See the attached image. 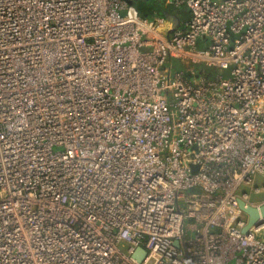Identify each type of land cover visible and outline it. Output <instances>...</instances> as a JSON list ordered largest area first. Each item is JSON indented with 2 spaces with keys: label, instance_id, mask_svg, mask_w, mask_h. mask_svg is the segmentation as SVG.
<instances>
[{
  "label": "built area",
  "instance_id": "2783aa9c",
  "mask_svg": "<svg viewBox=\"0 0 264 264\" xmlns=\"http://www.w3.org/2000/svg\"><path fill=\"white\" fill-rule=\"evenodd\" d=\"M164 1L0 0V264H264V0Z\"/></svg>",
  "mask_w": 264,
  "mask_h": 264
},
{
  "label": "water",
  "instance_id": "95a60500",
  "mask_svg": "<svg viewBox=\"0 0 264 264\" xmlns=\"http://www.w3.org/2000/svg\"><path fill=\"white\" fill-rule=\"evenodd\" d=\"M127 1L129 3V8L125 11V13H138L137 3L132 0ZM156 1L159 3V0ZM239 205L240 208L248 215V222L243 228L244 233H248L251 227L257 226L264 221V205H262L261 208L258 209L246 204V202L242 199H239ZM175 245H179L178 241H175ZM134 256L138 260V262H142L146 256V250L143 247H138Z\"/></svg>",
  "mask_w": 264,
  "mask_h": 264
},
{
  "label": "trees",
  "instance_id": "16d2710c",
  "mask_svg": "<svg viewBox=\"0 0 264 264\" xmlns=\"http://www.w3.org/2000/svg\"><path fill=\"white\" fill-rule=\"evenodd\" d=\"M132 1L136 2L138 5V14L145 17H151L154 14L163 15L168 9L166 8L167 4L164 0L162 1V6H158V4H156V0H147L143 2L140 0Z\"/></svg>",
  "mask_w": 264,
  "mask_h": 264
},
{
  "label": "rangeland",
  "instance_id": "374dc122",
  "mask_svg": "<svg viewBox=\"0 0 264 264\" xmlns=\"http://www.w3.org/2000/svg\"><path fill=\"white\" fill-rule=\"evenodd\" d=\"M141 2L143 1H147V0H140ZM162 1L163 0H159V3L156 1V4L158 3L159 6H162ZM166 8H168L165 12H164V16L168 19V20H173V16L170 12V7L167 5ZM258 186H262V184L264 183V175H257L255 178V182ZM261 194H256L255 198H258Z\"/></svg>",
  "mask_w": 264,
  "mask_h": 264
},
{
  "label": "crops",
  "instance_id": "0c3cea01",
  "mask_svg": "<svg viewBox=\"0 0 264 264\" xmlns=\"http://www.w3.org/2000/svg\"><path fill=\"white\" fill-rule=\"evenodd\" d=\"M186 15H187L186 13H182V14H181L182 17H184V16L186 17Z\"/></svg>",
  "mask_w": 264,
  "mask_h": 264
}]
</instances>
